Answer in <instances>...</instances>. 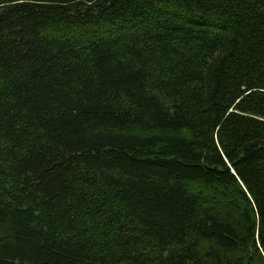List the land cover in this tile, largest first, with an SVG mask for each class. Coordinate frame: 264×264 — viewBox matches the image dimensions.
<instances>
[{"label":"trees","instance_id":"trees-1","mask_svg":"<svg viewBox=\"0 0 264 264\" xmlns=\"http://www.w3.org/2000/svg\"><path fill=\"white\" fill-rule=\"evenodd\" d=\"M0 264H264V0H0Z\"/></svg>","mask_w":264,"mask_h":264}]
</instances>
